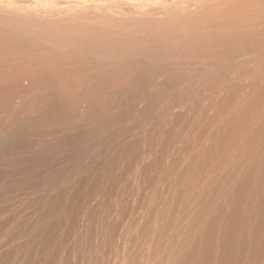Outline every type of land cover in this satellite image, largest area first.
Instances as JSON below:
<instances>
[{
    "label": "rangeland",
    "instance_id": "rangeland-1",
    "mask_svg": "<svg viewBox=\"0 0 264 264\" xmlns=\"http://www.w3.org/2000/svg\"><path fill=\"white\" fill-rule=\"evenodd\" d=\"M27 1L51 27L0 17V264H264V0Z\"/></svg>",
    "mask_w": 264,
    "mask_h": 264
},
{
    "label": "bare ground",
    "instance_id": "bare-ground-1",
    "mask_svg": "<svg viewBox=\"0 0 264 264\" xmlns=\"http://www.w3.org/2000/svg\"><path fill=\"white\" fill-rule=\"evenodd\" d=\"M7 1H8V0H7ZM7 1H5V2H7ZM15 1H16V0H15ZM17 1H18V0H17ZM17 1H16V2H17ZM19 1H21V4H22V0H19ZM19 1H18V2H19ZM23 1H24V0H23ZM25 1H27V0H25ZM30 1H31V2H34V1H36V0H34V1H32V0H28L26 3H29ZM43 1H44V0H43ZM45 1H46V0H45ZM49 1H50V0H49ZM63 1H64V0H63ZM77 1H78V0H77ZM77 1H75V2H77ZM93 1H94V2L97 1V2L95 3V4H97L98 2L100 3V1H104V0H100V1H99V0H93ZM109 1H110V0H109ZM0 2H1V0H0ZM18 2H17V3H18ZM31 2H30V5L32 6ZM38 2H39V0H38ZM46 2H47V1H46ZM46 2H45V3H46ZM51 2H52V1H51ZM84 2H85V0H84ZM87 2H89V0H88ZM87 2H86V3H87ZM91 2H92V1H91ZM94 2H92V3H94ZM106 2H107V1H106ZM119 2H120V1H119ZM2 3H4V1L0 3V17H5L6 20H7V19H8V20H9V19L12 20V18H13V19H14V18H18V19H17V21H18L20 18H23V16H24V17H26V18L28 19V20H27V19H24V20H27V21H25V22H28L29 25H32V24H34V23L32 22L33 19H35V20H36V19H42V20H43V19L45 18V17L42 15V12L40 11V9H42V7H43V6H42V3L44 4V2H42V3L39 2L41 5H40V4H37L36 6H39V5H40L41 7H38L37 9H35V7L32 6V7H34V8H32V10L30 9L31 7L29 6V4H28V6H29L30 8H28L27 5L24 6L25 3H24V5L22 4L24 7H20V8H25V7L28 8V9H27V12L25 11V9L23 10V11H25L26 13L18 12V11H20L21 9H20V8L17 9V7L14 5V4H17V3H15V2L13 3V0H11V4H8V3H10V2H8V3H4V4H2ZM12 3H13V5L16 7V10H18V11H15V8H13L14 6L12 5ZM35 3H37V1H36ZM52 3L54 4V0H53ZM64 3H65V2H64ZM86 3H85V5H86ZM89 3H90V2H89ZM89 3H87V4H89ZM104 3H105V2H104ZM227 3H228V2H227ZM229 3H230V1H229ZM47 4H48V3H47ZM70 4H71V3H70ZM73 4H74V3H73ZM102 4H103V3H102ZM114 4H115V3H113V5H114ZM116 4H117V3H116ZM222 4H223V3H222ZM222 4H221V5H222ZM9 5H10V6H9ZM19 5H20V4H19ZM19 5H18V6H19ZM22 5H21V6H22ZM34 5H35V4H34ZM44 5H46V4H44ZM49 5H51V4H49ZM76 5H77V4H76ZM85 5H84V6H85ZM90 5H91V4H90ZM90 5H89V6H90ZM99 5H100V4H99ZM119 5H120V4H119ZM126 5H127V4H126ZM131 5H132V4H131ZM230 5H231V4H230ZM12 6H13V7H12ZM58 6H59V5H58ZM67 6H68V5H67ZM72 6H73V5H72ZM74 6H75V5H74ZM79 6H80V5H79ZM81 6H82V5H81ZM84 6H83V7H84ZM223 6H224V5H223ZM10 7H11L12 9H11ZM47 7H49V6L47 5L45 8H47ZM53 7L55 8V6H53ZM60 7H61V6H60ZM64 7H65V6H64ZM64 7H63V8H64ZM76 7H77V6H76ZM91 7H92V6H91ZM94 7H97V6H94ZM94 7H92V8L94 9ZM100 7H101V6H100ZM100 7H99V8H100ZM103 7H104V6H103ZM103 7H102V8H103ZM121 7H122V6H121ZM124 7H125V6H124ZM132 7H133V6H132ZM214 7H215V6H214ZM214 7H213V8H214ZM220 7H221V6H220ZM220 7H219V8H220ZM229 7H230V6H229ZM229 7H228V8H229ZM39 8H40V9H39ZM45 8H43V11H45L46 14H47V13H48L47 11H49V10H48L49 8L46 9L47 11L45 10ZM51 8H52V7H51ZM54 8H53V9H54ZM74 8H75V7H74ZM81 8H82V7H81ZM81 8L79 9V13H80V14H79V13H78V14H75V13H77L78 11H77V12H73L74 15H71V14H70V15H67V16H66V15L64 14V15L66 16L65 18H66L67 20H75V19L77 18L76 16H79V17L82 18V15L84 16V13L87 12V10H85V9H89L90 7H89V8H88V7H87V8L85 7V9L83 8V11H82L83 13H82V14H81V11H80V10H82ZM106 8H107V6H106ZM117 8H119V7L117 6ZM58 9L61 10V11L59 12V11L57 10V12L61 13V12H62V8H58ZM64 9H65V8H64ZM90 9H91V8H90ZM97 9H98V8H97ZM97 9H96V10L94 9V10L97 12ZM188 9H189V8H188ZM188 9H186V11H187ZM223 9H224V8H223ZM50 10H51V11H56V8H55V10H52V9H50ZM65 10H66V9H65ZM73 10H74V9H73ZM119 10H120V8H119ZM119 10H117V14H118V11H119ZM122 10H123V9H122ZM124 10H125V9H124ZM133 10H134V9H133ZM191 10H192V9H191ZM214 10H215V8H214ZM217 10H218V8H217ZM217 10H216V13H217ZM220 10H221V9H220ZM37 11H38V12H37ZM85 11H86V12H85ZM91 11H92V10H91ZM100 11H102V10H100ZM183 11H184V10H183ZM186 11H185V12H186ZM201 11H202V10H201ZM226 11H227V10H226ZM226 11H225V13H226ZM45 12H44V13H45ZM49 12H50V11H49ZM93 12H94V11H92V13H93ZM96 12H95V13H96ZM98 12H99V11H98ZM104 12H105V11H104ZM128 12H129V11H128ZM197 12H198V11H197ZM214 12H215V11H214ZM218 12H219V11H218ZM222 12H223V11H222ZM50 13H52V12H50ZM53 13H54V12H53ZM53 13H52V14H53ZM88 13H89V12H88ZM126 13H127V12H126ZM131 13H132V12H131ZM146 13H148V12H146ZM179 13H180V12H179ZM46 14H45V15H46ZM48 14H49V13H48ZM52 14H49V15L52 17ZM55 14H57V13H55ZM61 14H63V12H62ZM67 14H69V13H67ZM89 14H91V12H90ZM99 14H101V13L99 12ZM107 14H108V13H107ZM115 14H116V13H115ZM165 14H166V13H165ZM175 14H176V13H175ZM185 14H188V12L185 13ZM195 14H196V13H195ZM199 14H200V13H199ZM207 14H208V13H207ZM210 14H211V13H210ZM212 14H213V13H212ZM220 14H221V13H219V16H220ZM53 15H54V14H53ZM58 15H60V14H58ZM87 15H88V14H85V19H86V16H87ZM93 15L97 17V14H96V15L93 14ZM101 15L103 16V14H101ZM101 15H100V19H101ZM125 15H126V14H125ZM148 15H149V14H148ZM151 15H152V14H151ZM176 15H177V14H176ZM178 15H179V14H178ZM189 15H190V14H189ZM192 15H193V14H192ZM203 15H205V14H203ZM217 15H218V14H217ZM50 16H49V17H50ZM55 16H56V15H55ZM98 16H99V15H98ZM113 16H114V15H113ZM134 16H135V15H134ZM143 16H144V15H143ZM171 16H172V15H171ZM173 16H174V15H173ZM173 16H172V17H173ZM182 16H184V15L182 14ZM196 16H197V15H196ZM198 16H200V15H198ZM46 17H47V16H46ZM49 17H47V19H48ZM51 17L49 18L50 21L52 20ZM91 17H92V14H91ZM116 17H117V16H116ZM126 17H127V16H126ZM129 17H130V15H129ZM144 17L146 18V16H144ZM150 17H151V16H150ZM153 17H154V16H153ZM156 17H157V16H156ZM161 17H162V16H161ZM172 17H171V18H172ZM178 17H179V16H178ZM190 17H191V15H190ZM221 17H223V16L221 15ZM29 18L32 19V20H31L32 23H29V20H30ZM56 18H58V17H56ZM56 18H54V19H56ZM63 18H64V17H63ZM65 18H64V19H65ZM81 18H79V19H81ZM97 18H99V17H97ZM102 18H103V17H102ZM104 18H106V17H104ZM108 18H112V16H111V17H107V19H108ZM117 18H118V17H117ZM130 18H133V16H131ZM141 18H143V17L141 16ZM157 18H159V17H157ZM180 18H183V17H180ZM192 18H193V17H192ZM209 18H210V16H209ZM213 18H214V15H213V17L210 18V19H213ZM64 19H63V20H64ZM77 19H78V18H77ZM79 19H78V20H79ZM85 19H84V17H83L82 20H85ZM88 19H89V17H88L86 20H88ZM91 19H92V18H91ZM91 19H89V20H91ZM93 19H96V18H93ZM114 19H115V18H114ZM114 19H113V20H114ZM122 19H125V18L122 16ZM139 19H140V18H139ZM155 19H156V18H155ZM176 19H177V17H176ZM186 19H188V18H186ZM197 19H198V17H197ZM204 19H205V18H204ZM204 19H202V17H201V20H204ZM210 19H209V20H210ZM217 19H219V18H217ZM222 19H223V18H222ZM226 19H227V18H226ZM14 20H15V19H14ZM21 20H22V22H23V19H20V23H22ZM35 20H34V21H35ZM56 20H59V18L56 19ZM56 20H55V21H56ZM78 20H77V22H78ZM119 20L122 21V22H124V23H125V21H126V23H127V21L130 22L132 19H129V20H128V19H127V20H121V18H120ZM119 20H118V21H119ZM147 20H148V19H147ZM152 20H153V19H152ZM164 20H165V19H164ZM166 20H167V19H166ZM198 20H199V19H198ZM15 21H16V20H15ZM38 21H39V20H38ZM38 21L36 20L37 24L39 23ZM45 21L48 22V20H45ZM45 21H44V22H45ZM53 21H54V20H52V22H50V24H51V23L55 24V23L57 22V24L60 26L61 23L59 24L58 21H56V22L54 23ZM60 21H61L62 24H63L65 20L62 21V19H61ZM60 21H59V22H60ZM75 21H76V20H75ZM104 21H105V20H104ZM107 21H108V20H107ZM118 21H117V22H118ZM133 21H134V20H133ZM133 21H131V22H133ZM135 21H138V20L135 19ZM145 21H146V20H145ZM170 21H171V20H170ZM181 21H182V20H181ZM187 21H188V20H187ZM192 21H193V20H192ZM215 21H216V19H215ZM40 22H41V20H40ZM80 22H81V21H80ZM82 22H84V21H82ZM85 22H88V21H85ZM85 22H84V23H85ZM96 22H98V20H97ZM101 22H102V21H101ZM113 22H114V21H113ZM138 22H140V20H139ZM147 22H148V21H147ZM183 22H185V21L183 20ZM211 22H212V20H211ZM216 22H217V21H216ZM42 23H43V22H42ZM42 23H41V24H42ZM73 23H74V21L72 22V24H73ZM75 23H76V22H75ZM89 23H90V22H89ZM89 23H88V24H85V25H91V23H90V24H89ZM92 23H94V22H92ZM99 23H100V22H99ZM104 23H105V22H104ZM108 23H109V22H108ZM111 23H112V22H111ZM118 23H119V22H118ZM133 23H134V22H133ZM161 23H162V22H161ZM175 23H176V22H175ZM179 23H180V22H179ZM190 23H191V22H190ZM23 24H24V22L22 23V25H23ZM25 24L27 25V23H25ZM25 24H24V25H25ZM35 24H36V23H35ZM35 24H34V25H35ZM45 24H46V23H45ZM47 24H48V23H47ZM47 24H46V25H47ZM50 24H49V25H50ZM53 24H52V26H56V25H53ZM77 24H78V23H77ZM114 24H115V23H114ZM134 24H135V23H134ZM165 24H166V23H165ZM26 25H25V26H26ZM39 25H40V24H39ZM42 25H44V24H42ZM63 25H65V23H64ZM74 25H75V24H74ZM74 25H70V23H69V24H68V29L65 28V27H64V28L70 31L69 28H70V27L72 28ZM81 25L83 26L84 24L82 23ZM108 25H109V24H108ZM122 25H123V24H122ZM126 25H127V24H126ZM138 25H139V24H138ZM167 25H168V27H169V24H167ZM176 25H177V24H176ZM205 25H206V24H205ZM6 26H7V25H6ZM8 26H9V25H8ZM10 26H11V27H14L12 24H11ZM78 26H79V25H78ZM92 26H94V25H92ZM106 26H107V25H106ZM114 26H115V25H113V27H114ZM127 26H128V25H127ZM127 26H126V27H127ZM143 26H145V25H143ZM146 26H148V25L146 24ZM146 26H145V28H146ZM193 26H194V25H193ZM1 27H2V26H1ZM1 27H0V30H1V31L3 30V28H6V27L3 26L2 29H1ZM11 27H8L7 29H9V28H11ZM26 27H30V26L27 25ZM33 27H34V26L32 25V28H33ZM40 27H41V25H40V26H37V28L39 29V32H38V30H37V28H36V25H35V27H34V28H36L35 31L37 30L36 32H38V34L36 33V34H37L36 36H38L39 34H40V35L42 34L41 37H43V38H41V37L39 36L38 39H39V38L44 39V37H45V36H44V35H45V32H46V35L49 34L48 32H50V29H49V31H48L47 29L50 28L51 26H50V27H47V28H46V26H42V29L46 28V29H44L45 31L43 30L44 33H43V32L41 33V31H40L41 28H40ZM56 27H57V26H56ZM56 27H55V28H56ZM62 27H63V26H62ZM62 27L60 26L61 29H64V28H62ZM66 27H67V21H66ZM86 27H87L88 29H87ZM86 27L84 26V29H83V30H85V31L87 30V31L89 32V27H88V26H86ZM109 27H110V26H109ZM109 27H108V29H110ZM119 27H120V26H119ZM119 27H118V28H119ZM123 27H124V26H123ZM132 27H133V26H132ZM154 27H155V26H154ZM159 27H160V26H159ZM168 27H167V28H168ZM188 27L190 28V26H188ZM188 27H187V28H188ZM199 27H201V26H199ZM15 28H16V27H15ZM15 28H14V29H15ZM32 28H31V27L29 28V30H30L29 35H30L31 33L34 32L33 30H31ZM73 28H74V30H75V28H76V30L74 31V32L76 33L77 28L80 29V31H81V29H82L83 27L81 28V27H76V26H74ZM73 28H72L71 30H73ZM90 28H92V30H93V29L95 30L96 27H91V26H90ZM97 28H98V27H97ZM97 28H96V29H97ZM100 28L102 29V27H100ZM100 28H99V30H100L99 32H102V30H101ZM106 28H107V27H106ZM115 28H116V26H115ZM115 28H114V29H115ZM128 28H129V27H128ZM141 28H142V27H141ZM163 28H164V27H163ZM173 28H174V27H173ZM203 28H204V27H203ZM52 29L54 30V27H53ZM52 29H51V32L53 31ZM65 29H64V30H65ZM103 29H104V28H103ZM114 29H112V30H114ZM120 29L123 30V28H120ZM120 29H119V32H120ZM125 29H126V28H125ZM135 29H138V30H139V27H138V28H135ZM146 29H147V28H146ZM151 29H152V28H151ZM190 29H191V28H190ZM10 30H12V28H11ZM10 30H9V31H10ZM27 30H28V29H27ZM46 30H47L48 32H47ZM67 30H66V32H67ZM94 30H93V31L90 30V31H91V32H94V33H98V32H96L97 30H96V31H94ZM104 30H105V29H104ZM104 30H103V31H104ZM110 30H111V29H110ZM110 30H107L108 32H107V31H106V32L109 33L111 36H112V32H113V34H115L114 31H112V30L110 31ZM122 30H121V31H122ZM133 30H134V29H133ZM185 30H186V29H185ZM32 31H33V32H32ZM59 31H60V30H59ZM59 31L55 29V32L58 33ZM62 31H63V30H62ZM62 31H61V32H62ZM69 31H68V32H69ZM80 31L78 30L77 33H80ZM115 31L118 32V30H115ZM125 31H126V30H125ZM125 31H124V32L122 31V32L125 33ZM140 31H141V30H140ZM157 31H158V30H157ZM163 31H164V30H163ZM171 31H172V30H171ZM11 32H12V31H11ZM71 32H72V31H71ZM71 32H70V34H68V35H72L73 32H72V33H71ZM83 32H84V31H83ZM91 32H90V33H91ZM119 32H118L117 34H119ZM135 32H136V31H135ZM135 32H132V33H135ZM138 32H139V31H137L136 33H138ZM155 32H156V31H155ZM167 32H169V31L167 30ZM13 33H14V36H15L16 33H15V32H13ZM18 33H19V32H18ZM20 33H21V32H20ZM57 33H51V34L54 35V34H57ZM94 33H93V34H94ZM104 33H105V32H104ZM120 33H121V32H120ZM136 33H135V34H136ZM152 33H153V32H152ZM158 33H159V31H158ZM22 34H23V33H22ZM22 34H21V35H22ZM62 34H63V32H62ZM66 34H67V33H66ZM83 34H85V33H83ZM93 34H90L91 36H93L92 39H93L94 36H95V35H93ZM142 34H143V33H142ZM10 35H11V34H10ZM25 35H28V34H25ZM29 35H28V36H29ZM34 35H35V32H34ZM57 35H60V34H57ZM57 35H56V38L59 37V36H57ZM75 35H76V34H75ZM75 35H74V36H75ZM99 35H100V33H98V36H99ZM121 35H124V34H121ZM132 35H133V34H132ZM138 35H139V34H138ZM152 35H153V34H152ZM155 35H156V34H155ZM155 35H153V36H155ZM0 36H1V35H0ZM5 36H6V37H5ZM5 36H4V37H5V40H6L7 35H5ZM31 36H33V35H31ZM50 36H51V35H50ZM63 36H64V35H63ZM76 36H78V35H76ZM76 36H75L74 39H76ZM80 36H82V31H81V35H80ZM85 36H87V35L85 34ZM106 36H107V35H106ZM126 36H127V34H126ZM128 36H129V35H128ZM135 36H136V35H135ZM143 36H146V35L143 34ZM156 36H157V35H156ZM8 37H9V38H7V39H8V41H9V40H10V36H8ZM18 37L20 38V35H18ZM25 37H26V36H25ZM46 37H47V36H46ZM48 37H49V36H48ZM82 37H83V36H82ZM88 37H89V34H88ZM95 37H96V36H95ZM107 37H108V36H107ZM114 37H115V36H114ZM116 37H117V35H116ZM124 37H125V36H124ZM139 37H140V36H139ZM157 37H158V36H157ZM23 38H24V36H23ZM64 38H65V37H64ZM72 38H73V37H72ZM78 38H79V37H78ZM83 38H84V37H83ZM108 38H109V37H108ZM122 38H123V37H122ZM126 38H127V37H126ZM140 38H141V37H140ZM158 38H159V37H158ZM36 39H37V38H35V40H36ZM38 39H37V40H38ZM45 39H46V38H45ZM110 39H112V38H110ZM114 39H116V38H114ZM114 39H113V40H114ZM127 39H128V38H127ZM133 39H134V37H133ZM145 39H147V38H145ZM37 40H36V41H37ZM53 40H54V39H53ZM83 40H84V39H83ZM99 40H101V39H99ZM106 40H107V39H106ZM120 40H121V38H120ZM138 40H141V39H138ZM142 40H144V38H143ZM153 40H154V37H153ZM155 40H156V39H155ZM8 41H7V42H8ZM11 41H12V40H11ZM26 41H27V40H26ZM39 41H40V39H39ZM39 41H37V42H39ZM41 41H42V40H41ZM46 41H47V40H46ZM59 41H60V40H59ZM62 41H63V39H62ZM78 41H80V40H78ZM78 41H77V42H78ZM81 41H82V40H81ZM132 41H133V40H131V42H132ZM144 41H148V40H144ZM144 41H142V42H144ZM150 41H151V40H150ZM9 42H10V41H9ZM15 42H16V41H15ZM15 42H13V43H15ZM42 42H43V41H42ZM47 42H48V41H47ZM51 42H52V41H51ZM57 42H58V41H57ZM57 42H56V43H57ZM63 42H64V41H63ZM71 42H72V39H71ZM74 42H76V41L74 40ZM74 42H73V43H74ZM84 42H85V41H84ZM101 42H104V41H101ZM101 42H98V43H101ZM111 42H112V41H111ZM138 42L140 43V41H138ZM218 42H219V41H218ZM40 43H41V42H40ZM44 43H45V41L43 42V45H45ZM49 43H50V42H49ZM49 43H48V44H49ZM53 43H54V42H53ZM81 43H82V42H81ZM96 43H97V42H96ZM96 43H95V44H96ZM106 43L108 44V42H106ZM109 43H110V42H109ZM122 43H123V42H122ZM145 43H146V42H145ZM145 43H144V44L142 43L143 46L146 45ZM147 43H148V42H147ZM18 44H19V43H17V45H18ZM41 44H42V43H41ZM59 44H60V43H59ZM62 44H63V43H62ZM62 44H61V46H62V48H63V47L65 46V45H64L65 43L63 44L64 46H63ZM67 44H68V42H67ZM75 44H76V43H75ZM118 44H119V43H118ZM123 44H124V43H123ZM125 44H126V43H125ZM140 44H141V43H140ZM142 44H141V45H142ZM148 44H149V43H148ZM214 44H215V43H214ZM0 45H1V44H0ZM19 45H20V44H19ZM24 45H25V44H24ZM57 45H58V44H57ZM76 45H77V44H76ZM126 45H127V44H126ZM137 45H138V44H137ZM141 45H138V46L141 47ZM61 46H60V47H61ZM77 46H78V45H77ZM119 46H120V45H119ZM143 46H142V47H143ZM146 46H147V45H146ZM156 46H157V45H156ZM0 47H2V45H1ZM15 47H16V46H15ZM15 47H13V49H14ZM17 47H18V46H17ZM17 47H16V48H17ZM45 47H47V46H45ZM65 47H71V48H72L71 45H70V46L66 45ZM65 47H64V48H65ZM74 47H75V46H74ZM74 47H73V48H74ZM85 47H86V46H85ZM120 47H121V46H120ZM144 47H145V46H144ZM10 48H11V47H9V48L7 49V47H6L5 49H6V50H9ZM24 48H25V47H24ZM47 48H48V47H47ZM78 48H79V47H78ZM81 48H82V47H81ZM137 48H138V47H137ZM137 48H136V49H137ZM150 48H151V52H152V49H155V48H152V47H150ZM176 48H177V47H176ZM213 48H214V47H213ZM0 49L5 50V49H3V48H0ZM19 49H22V46H21V48H19ZM58 49H59V47H58ZM58 49H57V47H56V50L54 49L53 52L55 51V52L57 53V52H58ZM60 49H61V48H60ZM69 49H70V48H69ZM75 49H76V48H75ZM79 49H80V48H79ZM84 49H85V48H84ZM84 49H83V50H84ZM97 49H99V48H97ZM106 49H108V48H106ZM140 49H141V48H139V51H140ZM170 49H171V48H170ZM10 50H11V49H10ZM15 50H17V49H15ZM15 50H14L13 52H15ZM81 50H82V49H81ZM83 50H82L81 52H83ZM116 50H117V49H116ZM128 50H129V49H128ZM141 50H142V49H141ZM213 50H214V49H213ZM213 50H212V51H213ZM85 51H86V50H85ZM124 51H125V50H124ZM134 51H136V50H134ZM137 51H138V50H137ZM176 51H177V50H176ZM210 51H211V50H210ZM0 52H1V51H0ZM17 52H18V51H17ZM70 52H71V51H70ZM87 52H88V51H87ZM87 52H85V53H87ZM103 52H104V51H103ZM109 52H110V51H109ZM116 52H117V51H116ZM116 52H115V53H116ZM140 52H141V51H140ZM5 53H6V52H5ZM10 53H11V52H10ZM78 53H79V52H78ZM88 53H89V52H88ZM97 53H98V52H97ZM97 53H96V54H97ZM104 53H105V52H104ZM144 53H146V55L148 54V57H149V53H150V52H148V53H147V52H143V54H144ZM17 54H18V53H17ZM99 54H100V53H99ZM99 54H98V55H99ZM107 54H108V53H107ZM121 54H122V53H121ZM123 54H125V52H124ZM132 54H133V53H132ZM136 54H138V52H137ZM139 54H140V53H139ZM141 54H142V53H141ZM150 54H151V53H150ZM159 54H160V53H159ZM8 55H9V54H8ZM104 55H105V54H104ZM112 55H114V54H112ZM154 55H155V54H154ZM197 55H198V54H197ZM9 56H10V55H9ZM11 56H12V55H11ZM14 56H16V54H14ZM19 56H20V55H19ZM84 56H85V55H84ZM96 56H97V55H96ZM96 56H95V57H96ZM118 56H119V55H118ZM136 56H137V55H136ZM136 56H135V57H136ZM144 56H145V55H144ZM195 56H196V55H195ZM195 56H194V57H195ZM201 56H202V55H201ZM201 56H200V57H201ZM70 57H71V56H70ZM90 57H91V56H90ZM103 57H104V56H103ZM140 57H141V56H140ZM7 58H8V57H7ZM56 58H57V57H56ZM64 58H66V57H64ZM115 58H116V57H115ZM133 58H134V56H133ZM189 58H191V57H189ZM197 58H198V57H197ZM104 59H105V58H104ZM126 59H127V58H126ZM195 59H196V58H195ZM113 60H115V59L113 58ZM6 61H7V60H6ZM54 61H55V60H54ZM99 61H100V60H99ZM101 61H102V60H101ZM122 61H124V60H122ZM127 61H128V60H127ZM196 61H197V60H196ZM196 61H195V62H196ZM198 61H199V59H198ZM202 61H203V60H202ZM76 62H77V61H76ZM89 62H90V61H89ZM118 62H119V61H118ZM120 62H121V61H120ZM111 63H112V62H111ZM115 63H116V62H115ZM14 64H15V63H14ZM37 64H38V63H37ZM91 64H92V63H91ZM91 64H90V65H91ZM96 64H98V63H96ZM117 64H118V63H117ZM8 65H9V64H8ZM25 65H26V64H25ZM39 65H40V64H39ZM106 65H107V64H106ZM152 65H153V64H152ZM13 66H14V65H13ZM102 66H103V65H102ZM157 66H158V65H157ZM16 67H18V66H16ZM23 67H24V66H23ZM147 67H148V66H147ZM150 67H151V66H150ZM2 68H3V67H2ZM95 68H96V67H95ZM141 68H142V67H141ZM155 68H156V67H155ZM99 69H100V68H99ZM113 69H114V68H113ZM131 69H132V66H131ZM142 69H143V68H142ZM91 70H92V69H91ZM104 70H105V69H104ZM149 70H150V69H149ZM105 71H106V70H105ZM9 72H10V71H9ZM11 72H12V71H11ZM96 72H97V71H96ZM100 72H101V71H100ZM18 73H19V72H18ZM116 73H117V72H116ZM116 73H115V74H116ZM118 73H119V72H118ZM133 73H134V71H133ZM136 73H137V72H136ZM138 74H139V73H138ZM92 75H93V74H92ZM119 76H120V75H119ZM123 76H124V75H123ZM95 77H96V76H95ZM110 78H111V77H110ZM110 78H109V79H110ZM113 78H114V76H113ZM124 78H125V77H124ZM124 78H123V79H124ZM112 80H113V79H112ZM109 81H110V80H109ZM118 81H119V79H118ZM115 82H116V81H115ZM127 82H128V81H127ZM65 83H66V82H65ZM107 83H108V82H107ZM123 83H124V82H123ZM121 85H122V84H121ZM125 85H126V84H125ZM125 85H124V86H125ZM104 86H105V85H104ZM113 86H114V85H113ZM132 86H133V85H132ZM98 88H99V87H98ZM130 88H131V87H130ZM102 89H103V88H102ZM106 89H107V88H106ZM123 89H124V88H123ZM101 111H102V110H101ZM102 114H103V113H102ZM101 124H102V123H101ZM132 126H133V125H132ZM154 129H156V128H154ZM2 131H3V130H2ZM95 132H96V131H95ZM159 132H160V131H159ZM0 133H1V132H0ZM2 133H3V132H2ZM3 134H4V133H3ZM154 137H155V136H154ZM110 138H111V137H110ZM151 138H152V137H151ZM146 139H147V138H146ZM149 141H150V140H149ZM142 148H143V147H142ZM255 154H257V153H255ZM260 155H262V154H260ZM254 157H255V156H254ZM258 157H259V156H258ZM260 158H261V157H260ZM257 159H258V158H257ZM181 169H182V168H181ZM179 170H180V169H179ZM210 171H211V170H210ZM210 178H211V177H210ZM205 180H206V179H205ZM207 180H208V177H207ZM194 187H195V186H194ZM192 188H193V187H192ZM199 188H200V187H199ZM186 189H188V188H186ZM201 189H202V188H201ZM188 191H189V189H188ZM189 192H190V191H189ZM191 192H193V191L191 190ZM222 194H223V193H222ZM216 195H218V192H217ZM198 196H199V195H198ZM199 197H200V196H199ZM220 197H221V196H220ZM215 198H216V197H215ZM196 199H197V198H196ZM196 228H198V225L196 226Z\"/></svg>",
    "mask_w": 264,
    "mask_h": 264
}]
</instances>
